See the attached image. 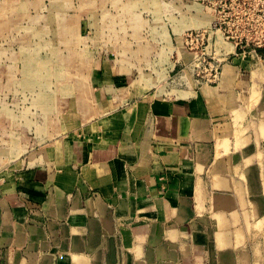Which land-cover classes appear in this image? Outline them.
Wrapping results in <instances>:
<instances>
[{
  "label": "crops",
  "instance_id": "crops-1",
  "mask_svg": "<svg viewBox=\"0 0 264 264\" xmlns=\"http://www.w3.org/2000/svg\"><path fill=\"white\" fill-rule=\"evenodd\" d=\"M191 14L157 18L174 51L160 77L119 60L113 46L92 48L82 35L79 64L64 67L79 74L64 86L77 97L58 106L28 100L35 111L21 114L30 136L54 138L0 168V264H147L152 248L166 255L170 241L205 222L195 218L199 201L229 197L234 179L252 168L242 146L249 134L240 131L252 114L254 126L264 124V58L207 29L211 12ZM205 16L206 23L187 25ZM199 28L218 63L213 79L205 69L197 76L183 50V31ZM15 134L24 141L22 128ZM141 249L147 258L137 256ZM231 255L225 249L219 258L228 264Z\"/></svg>",
  "mask_w": 264,
  "mask_h": 264
},
{
  "label": "rangeland",
  "instance_id": "rangeland-1",
  "mask_svg": "<svg viewBox=\"0 0 264 264\" xmlns=\"http://www.w3.org/2000/svg\"><path fill=\"white\" fill-rule=\"evenodd\" d=\"M248 2L252 4L254 0ZM212 3L213 0H0V168L33 150L32 146L35 149L53 141L54 137L30 136L32 127L23 124L21 113L25 116L30 111L28 116H31V111H35L27 103L34 95L40 98L41 105L56 103L57 106L77 97V89L64 86L70 75L72 79L80 80L79 74L65 73L64 67L71 62L69 66L73 68L74 64H79L75 54L79 52L78 42H83L82 35L89 36L88 43L92 48L95 45L106 49L113 46L119 60L136 63L142 74L158 70L160 77L166 64L171 65L174 51L170 42L164 41L157 18L165 21L166 15L168 19L176 16L182 19L184 15H192L194 10L208 16L211 12L208 6ZM176 5H179L178 9ZM261 7L264 8V0ZM232 14H235L234 9ZM207 16L190 20L186 17L185 20H189L187 25L197 26L206 23ZM112 32L119 37L111 39ZM216 32L221 36L219 31ZM247 32L253 35L251 28ZM207 43L204 38L198 45V50L205 52L199 70L193 65L198 57L193 58L190 49L183 46V50L191 54L189 61H192L197 76L211 56L212 50ZM252 45L248 41L244 48L254 49ZM262 47L257 46L256 50L264 58ZM19 59L20 71L25 69L23 75H18L15 69V61ZM1 82H4L3 86ZM3 105L9 109L8 114L6 111L1 113ZM11 113L20 115H14L15 119ZM255 119V115L249 116L248 126L240 131V135L249 134L242 146H246L244 160L252 168L243 169L245 171L234 179V186L228 192L230 202L229 197L221 193H216L214 202L210 199L209 205L206 201L203 205L204 200L199 201L195 218L205 222L193 225L191 230L194 232L185 230L180 240L170 241L172 246L166 250V255L163 250L159 255V250L152 248L153 255L147 264H223L219 257L225 249L232 253L228 264H264V124L254 126ZM21 128L26 133L23 142L22 137L15 134ZM9 129H12L10 136L6 135L11 133ZM218 217L223 224L216 223ZM141 250L137 256L144 259L146 255ZM227 255L224 258L229 257ZM114 264L119 263L115 261Z\"/></svg>",
  "mask_w": 264,
  "mask_h": 264
},
{
  "label": "built area",
  "instance_id": "built-area-1",
  "mask_svg": "<svg viewBox=\"0 0 264 264\" xmlns=\"http://www.w3.org/2000/svg\"><path fill=\"white\" fill-rule=\"evenodd\" d=\"M262 0H254L251 4L248 0H213L211 6V22L207 28L219 31L223 39H233L232 42L240 51L245 50L247 42H252L254 49L257 46L264 47V8L261 7ZM234 9L235 14H232ZM223 11V12H222ZM232 14L233 16L229 15ZM240 26V28H237ZM249 26V27H248ZM233 27L234 29H232ZM253 30V35L247 31ZM205 28L185 29L181 34L182 44L194 54L193 58L201 55V59L194 60L193 65L199 70L201 60H204L205 52L198 50L205 36ZM239 31V32H238ZM262 47V48H263ZM208 72V77L213 79L218 71V63L210 57L200 68Z\"/></svg>",
  "mask_w": 264,
  "mask_h": 264
},
{
  "label": "bare ground",
  "instance_id": "bare-ground-1",
  "mask_svg": "<svg viewBox=\"0 0 264 264\" xmlns=\"http://www.w3.org/2000/svg\"><path fill=\"white\" fill-rule=\"evenodd\" d=\"M253 93H254V92H253ZM220 234H221L220 238L223 239V238H224L223 233L221 232ZM226 258H229V257H226Z\"/></svg>",
  "mask_w": 264,
  "mask_h": 264
}]
</instances>
